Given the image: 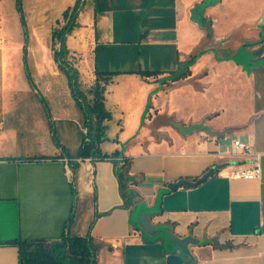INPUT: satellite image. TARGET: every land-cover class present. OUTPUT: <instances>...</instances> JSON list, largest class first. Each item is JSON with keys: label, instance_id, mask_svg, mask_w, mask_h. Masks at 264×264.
I'll return each mask as SVG.
<instances>
[{"label": "crops", "instance_id": "obj_1", "mask_svg": "<svg viewBox=\"0 0 264 264\" xmlns=\"http://www.w3.org/2000/svg\"><path fill=\"white\" fill-rule=\"evenodd\" d=\"M78 1L22 0L23 26L17 0H0V264H19L18 248L7 242L59 240L72 214L73 234L85 235L93 224L102 244L98 264H195L167 237L141 232L139 207L156 228L197 238L190 246L196 264H264V46H248L245 61L232 56L239 49H205L208 34L192 19L203 0H85L67 47L96 79L97 72L113 74L104 94L112 120L101 148L131 159L140 200L123 206L114 163L101 160L80 163L76 201L65 158L82 145L83 116L70 94L39 91L35 62ZM224 38L216 34V41ZM14 49H23L20 72ZM164 98L167 114L201 130L153 128L146 106L151 100L157 108ZM235 140L250 152L231 154ZM257 155L259 179L230 177ZM180 180L193 184L168 188Z\"/></svg>", "mask_w": 264, "mask_h": 264}, {"label": "trees", "instance_id": "obj_2", "mask_svg": "<svg viewBox=\"0 0 264 264\" xmlns=\"http://www.w3.org/2000/svg\"><path fill=\"white\" fill-rule=\"evenodd\" d=\"M85 0L78 1L75 6L67 9L63 13L65 24L61 28H57L52 36V49L54 50V58L59 64L60 69L68 77L69 85L75 98L78 107L83 116V128L85 133L83 136L82 145L76 156H68L71 161L73 176H75L80 163L73 161L76 158H90L94 162L101 160H110L114 163V172L118 179L119 190L124 201L123 206L129 208L139 202L140 195L135 189L137 179L131 175V159L122 156L116 151L112 154H107L102 151L101 145L107 138L108 123L112 120V114L107 109L105 103V90L113 74H105L97 72L96 87L93 89V97L89 99L80 89L79 76L76 69L70 63H67V55L69 50L66 46L67 36L78 26L77 19L83 8ZM17 8L21 17L23 26H25V16L23 11L22 0H17ZM210 23V32L212 34L213 24L207 18L203 19V23ZM263 33V32H262ZM58 42L59 48L55 49L54 45ZM264 42V37H261L258 43L245 44V47ZM199 55L193 57L188 63V66L194 64ZM222 60H229L222 59ZM28 72V78L31 76ZM143 76H151L153 73L141 72ZM188 73H180L176 75L174 80H180L188 76ZM33 86V85H32ZM149 106V105H148ZM54 141L61 146L59 140L54 134ZM74 179V178H73ZM197 180V179H196ZM74 183V193L77 201V191ZM74 221L72 214L66 223V229L62 233L59 240L48 241L43 239L38 240H22L20 238L11 240L7 244L16 246L19 253V264H98L99 255L102 249V244L97 242L91 234L92 225L85 235H77L71 232V226Z\"/></svg>", "mask_w": 264, "mask_h": 264}, {"label": "rangeland", "instance_id": "obj_3", "mask_svg": "<svg viewBox=\"0 0 264 264\" xmlns=\"http://www.w3.org/2000/svg\"><path fill=\"white\" fill-rule=\"evenodd\" d=\"M210 2L212 3V0H210L209 3ZM206 18L212 21L213 29L212 34L209 35L208 33L210 31L208 27H203L204 31H206L208 34L207 39L203 43V47L205 49L211 47H216L217 49H239L235 55L232 56L238 61H245V49L248 48L245 47V44L258 43L261 37H263L261 33H264V0H223L219 5L210 8L209 12L206 13ZM64 24L65 21L63 16H61L56 28H61ZM72 32L69 35H71ZM216 34L222 36L225 35V38L223 40L220 39L219 41H216ZM262 45L264 46V42H260L259 44H254L251 46ZM52 47V41H50L49 49H45L44 53L37 59V62L33 60L35 62V68H38L40 64V69L38 72L39 76L37 75V72L35 75L37 88L42 94L46 96L56 94L66 96L70 94L73 97L68 77L60 69L59 64L54 61V50ZM59 47L60 45L58 42H56L54 48L57 49ZM67 49L69 50L67 55V63H70L72 67L77 70L80 89L89 99H92V91L96 87L97 82L95 74L93 73L92 68L88 67L85 58H82L80 55L74 56L68 47ZM217 52L220 55L223 53L224 55L222 56L225 57H227L229 54L227 50H218ZM22 53L23 49H14L12 51V63L14 65V70H18L20 67ZM16 78V90L21 92L24 88L23 80L20 78V75L16 76ZM178 83H180V81L173 80L166 87L167 89L173 88L177 86ZM167 100L168 98L161 100L160 105L157 108L152 105L151 100L148 101L146 111L151 108L153 109V111H151L148 115L152 127L158 130L164 127L168 129L172 128L184 135L193 134L194 132H183L182 129H179L182 127L181 125L179 126V124L177 125V123L180 122L177 118V115L166 113L168 112L166 106ZM182 124L187 126L184 123ZM139 216L140 207L138 208L135 215V221H138ZM160 236L166 237L164 234H160Z\"/></svg>", "mask_w": 264, "mask_h": 264}, {"label": "water", "instance_id": "obj_4", "mask_svg": "<svg viewBox=\"0 0 264 264\" xmlns=\"http://www.w3.org/2000/svg\"><path fill=\"white\" fill-rule=\"evenodd\" d=\"M210 0H203L202 3L199 5L198 10L193 13L192 19L195 21L198 25L201 27L207 26L209 31H210V23L208 22L207 24L203 23V19L205 18L204 13L205 10L210 7L217 5L222 2V0H212V3ZM211 21V20H210ZM181 125L183 132H190L193 133L195 131L201 130V125H189V126H184L182 123H177V125ZM193 183L187 180H180L174 183H170L168 185V188L170 190H176L177 188L184 186V185H192ZM138 203V202H136ZM139 229L141 230L142 233L149 237H154L159 234H164L174 245L181 251V253L184 256L189 257L193 263L196 264L195 258L192 255V252L190 250L191 245H196L199 244L200 241L193 237V236H186V237H180L177 234L174 233L172 228H166V229H160L156 228L152 222V219L148 215V213L144 210L141 211L140 216H139Z\"/></svg>", "mask_w": 264, "mask_h": 264}, {"label": "built area", "instance_id": "obj_5", "mask_svg": "<svg viewBox=\"0 0 264 264\" xmlns=\"http://www.w3.org/2000/svg\"><path fill=\"white\" fill-rule=\"evenodd\" d=\"M207 139L213 140L212 138L207 137ZM215 140V139H214ZM249 151V146L240 141V140H235L233 144V149L231 154L238 155V154H243L246 155L248 154ZM73 161L77 163H82L84 161H87L89 163L94 162L92 159L87 158V159H81V158H76ZM65 163L68 166V177L70 178L71 181H73V172H72V167H71V161L68 158H65ZM72 172V173H71ZM262 174V168L261 164L259 162V157L257 155V158L253 161V163L250 166H239L233 170L231 173L230 177L233 178H241V179H246V180H255L259 179Z\"/></svg>", "mask_w": 264, "mask_h": 264}]
</instances>
